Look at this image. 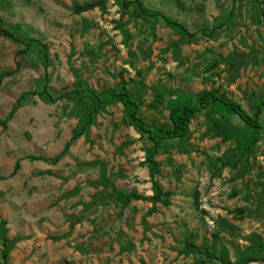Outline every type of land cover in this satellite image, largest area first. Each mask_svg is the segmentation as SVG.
<instances>
[{
    "label": "rangeland",
    "instance_id": "1",
    "mask_svg": "<svg viewBox=\"0 0 264 264\" xmlns=\"http://www.w3.org/2000/svg\"><path fill=\"white\" fill-rule=\"evenodd\" d=\"M93 1L0 0L2 30L48 47L51 95L73 92L55 103L37 94L43 49L19 55L24 46L0 35V76L14 72L0 77V119L29 94L7 128L0 127V221L17 239L7 264L261 262L264 113L248 165L237 163V141L225 137L244 122L224 108L196 114L185 139L165 140L155 154L157 180L173 196L151 215V202L124 207L116 196L153 195L147 156L154 145L119 100L96 112L87 132L53 162L97 99L119 92L123 83L151 130L166 131L171 104L192 103L203 91H216L253 117L264 101V14L261 21L257 0H141L184 30L159 16L141 17L134 6L126 11L123 0L74 11ZM231 11L228 28L212 38L200 31L212 30ZM84 87L87 92L75 93ZM240 209L243 214L235 212ZM1 250L0 243L3 264Z\"/></svg>",
    "mask_w": 264,
    "mask_h": 264
},
{
    "label": "trees",
    "instance_id": "2",
    "mask_svg": "<svg viewBox=\"0 0 264 264\" xmlns=\"http://www.w3.org/2000/svg\"><path fill=\"white\" fill-rule=\"evenodd\" d=\"M108 0H97L93 2H89L83 5H78L74 8V11L78 14L88 12L91 10H94L96 8H105L106 3ZM258 6L260 7V13H261V21L262 16L264 14V9H263V1L262 0H257ZM122 8L124 10H129L133 6L136 8L138 15L141 17H161L163 18L170 26L173 28L177 29H182L184 30V26L180 24L177 20L170 18L168 16L162 15L161 13L157 12H149L146 7L144 6V3L141 0H123L122 1ZM234 16V12L231 11L229 12L228 16L224 19V21L219 22L217 25L213 27L212 30H207V29H202L200 30L204 36L207 37H214L217 33V31L226 29L228 28V25L232 22V18ZM264 22V21H263ZM264 24V23H263ZM4 22L2 19H0V35L8 38L15 43L24 46V49L20 50L18 52L19 55H27L31 54V51L33 50L34 47H41L43 49V56L46 62L45 66V75L38 83L37 88H43V90L37 92L41 97H48L49 101L52 103L57 102L58 100L67 97L69 93L67 92L65 94H62L58 97H53L51 95L49 88V52H48V47L46 45H43L42 42L36 38H27V39H21L19 37L14 36L12 33L7 32L2 30L3 29ZM195 33H186L187 37L188 36H193ZM21 64L17 63V68H20ZM14 72H4L1 74V78L5 77L6 75H13ZM2 80V79H1ZM0 80V81H1ZM85 89L76 91L75 93L77 94H83L88 91L87 87H84ZM94 94V93H93ZM29 95L27 92L23 93L18 100L16 101L15 105L9 112V114L4 118L0 119V127H3L4 129L7 128L8 124L14 119L16 113L19 111V109L22 107L23 100L24 98ZM112 99L119 100L122 102L128 112L129 117L132 119L133 122H135V126L142 131V133L148 134L149 140L153 143L154 145V151L147 156V163L150 167V181L152 183V191L153 195L148 197L144 196L142 194H138L136 192H131V193H126L123 191H116V196L118 197V200L120 204H122L124 207L128 206L132 201H149L153 204L152 208L149 211V215H151L153 212L156 211V205L158 203L163 204L164 206H169L171 203V197L173 196V193L170 191L165 192L160 185V183L157 180V175L160 172V164L155 160V154L158 150V148L161 147L162 143L165 140H176V141H181L185 139L188 134L190 133V126L192 123V120L194 119L195 115L200 113L203 110L206 109H213V108H219L217 110L218 113L221 111L226 110L228 113L238 116L243 122L245 127L242 129L237 128V130H233V133H231L229 136H226L228 139H235L237 141V146H238V152L239 154V159L237 160V163H242L243 160L246 161L248 165V160L250 159L254 148L256 147V144L260 140L259 134L260 131L263 128L262 125V120L261 116L264 113V101L260 102L258 110L256 114L253 117H250L246 115L242 110L241 107H239L236 102L233 100L227 99L223 96H220L219 93L216 91H203L195 96L194 102L185 104L176 101L171 106L169 107V123L170 127L166 130H160V131H155L149 129L146 124L144 119L139 116L140 113V104L132 97V94L130 91L127 89V83H123L122 89L114 94H106L103 96V98H98L96 106L87 113V115L84 117L82 120V129L81 131H76L71 140L66 144L65 149L62 152V155L59 157H56L55 160L53 161L56 163L59 161V159L67 153L71 145L82 136L83 133L87 132L89 126L93 123L94 117L96 112L101 111L106 105L112 103ZM221 115V118L223 121H226L225 119L229 116L226 115ZM34 160H43L42 157H31ZM20 160L17 161L15 168H14V174L19 170L20 168ZM198 201V197L196 198ZM122 202V203H121ZM123 207V208H124ZM236 213H244V209L236 210ZM0 243H1V258L3 260V264H7L9 261L10 254L15 247L17 243V239H10L8 237V228H7V222L6 220H1L0 221ZM257 248L258 251L261 249H264V245L261 244L260 242L257 243ZM202 249V248H201ZM198 249L205 253L209 258H211V255L209 254V250L205 248L204 250ZM256 251V249H255ZM261 261H264V259H259ZM252 262H257V260L252 259L251 257H244L242 262L240 264H249Z\"/></svg>",
    "mask_w": 264,
    "mask_h": 264
},
{
    "label": "water",
    "instance_id": "3",
    "mask_svg": "<svg viewBox=\"0 0 264 264\" xmlns=\"http://www.w3.org/2000/svg\"><path fill=\"white\" fill-rule=\"evenodd\" d=\"M253 263H255V262H252V263H249V264H253ZM256 263H258V264H264V262H256Z\"/></svg>",
    "mask_w": 264,
    "mask_h": 264
}]
</instances>
